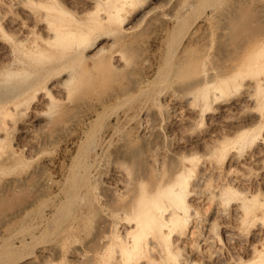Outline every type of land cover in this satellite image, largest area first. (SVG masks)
Listing matches in <instances>:
<instances>
[{
	"label": "rangeland",
	"instance_id": "374dc122",
	"mask_svg": "<svg viewBox=\"0 0 264 264\" xmlns=\"http://www.w3.org/2000/svg\"><path fill=\"white\" fill-rule=\"evenodd\" d=\"M146 1V4L154 2L158 9L150 16L137 17V11L129 18L135 24L134 34L131 33L135 38V52L122 57L128 66L124 67L126 77L120 84L130 89L136 83V87L120 98L106 100V96L102 105L96 102V95H90L92 99L86 108L83 104L65 102V94L55 90L51 96L56 106L43 103L42 93L32 95V89L20 95L30 86L49 89L59 77L50 70L18 84L20 89L14 83L9 87L0 84V102L22 101L0 134L3 138L0 144V264H120L118 251L123 231L131 224L124 220L123 211L120 213L116 205L129 198L121 187L133 176L131 164L121 152L127 147L141 148L142 159L161 168L180 155H177L180 152L177 144L197 140L206 148L183 151L189 159L186 169L191 170L186 172L189 185L185 196L188 211L185 234L173 235L166 241L151 235L141 241L140 255L130 264H187L188 261L249 264L256 260L253 250H259L264 243V227L259 223L264 218V208L260 205L264 197V144L261 150L258 141L239 139L241 126L238 128L237 124L252 110L257 121L249 127L257 131L264 122V93L256 88L260 74L264 73L261 72L264 69V0H171L169 4L162 0ZM2 2L7 8L0 7L3 28L0 67L11 71L33 70L35 67L26 59L24 46L18 45L17 39L25 35L19 29L24 26L30 30L31 38L38 41L36 44L42 46L39 30L32 27L26 12L9 1ZM174 5L180 6L178 12ZM230 6L233 12L240 7L247 10L250 30L236 34L231 31L224 16ZM176 15L178 24L174 28L173 21L164 17ZM245 49L251 58L241 70L242 85L233 91L229 81L222 93L225 102L217 98L220 93L215 86L206 91L208 101L201 90L188 93L177 90L195 78L190 74L188 79H179L173 73L181 57L186 60L203 55L204 63L197 73L215 71L218 66L238 62ZM93 51L88 46L81 50V55ZM167 59L172 60V71L163 78ZM248 82L253 86L250 91L247 89L250 98L255 97L250 101L243 98ZM103 91L101 94L106 95V90ZM213 94L218 101H213ZM231 97L239 99L235 102ZM225 104L228 110H224ZM68 106L71 110L67 113H56ZM50 115L54 122L47 123ZM26 121L31 125L24 132L22 125ZM230 124L235 126L228 127ZM213 146L219 149L212 152ZM11 153L17 155L16 160L8 159ZM78 166L87 168L89 174L85 185L78 190L79 195L71 202L66 194ZM220 188L225 192L224 198L220 195L221 199ZM254 195H257L256 201L251 199ZM113 200L116 205L111 203ZM238 206L241 207L235 208ZM147 247H152V251Z\"/></svg>",
	"mask_w": 264,
	"mask_h": 264
},
{
	"label": "bare ground",
	"instance_id": "6f19581e",
	"mask_svg": "<svg viewBox=\"0 0 264 264\" xmlns=\"http://www.w3.org/2000/svg\"><path fill=\"white\" fill-rule=\"evenodd\" d=\"M6 1H9V3L13 4L15 8H20L23 10V12H26V14L28 15V20H30L33 24L32 27L39 30L40 41L43 47L36 44V42L38 41H36L34 38L33 39L31 38V35L28 34L30 33V30L28 28H25L24 26L19 28L22 31L20 32L21 33L24 32L25 35L22 34L20 36L21 38L19 37L18 39L17 38L15 39H17L18 41V45L24 46L23 48L25 49L24 54L26 55V59L28 61L30 60V63L35 68L30 71H28L25 68L11 71V70H4L2 67H0V77L3 78V80H0V84L9 87L10 84L14 83L15 84L14 86L17 87L19 86L18 84L20 83L25 84V82H27L28 79H30L31 77H35L36 75H39L42 71L45 72L49 70L55 71L57 73V76L59 77L57 80L51 83L49 89L47 88L44 89L42 87L44 90L43 89L41 90V88H37V86L36 87L30 86L24 91H21L22 93H20V95L32 89V95L42 93L41 98L43 100V103L47 102L48 105L49 104L51 105V104H55L54 99L51 96V91L55 90L57 92L65 94V102H68L69 104H73V105L74 103L83 104L85 105L86 108H87L86 104L92 99L90 95L93 96L96 95V99H98V101L96 100V102L103 105L104 98L106 96H107L106 100L110 97L118 99L124 94V92L127 93V91L131 90L132 88L134 89V87H136V83L131 85L130 89L125 88L120 84L121 80L124 77H126V74L123 72L124 67L126 68L128 66V65L125 66V62L122 61V57L125 53L132 54L133 52H135V49L133 48L135 38H133L134 36H131V33L135 29V24L129 22L130 21L129 18L134 12L136 13L137 11H138L137 17L153 15L154 13H156L158 9V7L155 6L154 2H149L148 4H146L147 2L146 0H76V3L74 4V0H6ZM162 1L165 4H169L171 0H162ZM1 6L3 5L0 4V7ZM173 7L174 9H176L177 5L176 7L175 5ZM2 8L5 7L3 6ZM179 8L177 7V12ZM182 9H184L183 6H181L180 10L182 11ZM226 10L227 11L225 12L224 16L226 18L227 23H229L231 25L230 27H232L231 31L233 30V32H235L236 34L237 31L242 33L243 30L245 29L248 30L250 28L249 25L251 18H250V14H248L245 8L243 9L242 7H240L238 10L236 8L237 10V11L235 10L236 14L235 12H233L234 10L232 6H230V8L228 9L226 8ZM164 18L165 20L168 19L173 21L174 28L177 26L178 15H176L174 18H172V16H170L169 18L165 16ZM1 29L3 28L0 27V31H2ZM195 44H197L196 41ZM88 46L91 47V49H93L94 51L89 54L81 55V50H83ZM115 47H119L120 49L118 51H114L113 49ZM249 55H250L249 50L245 49L242 52V54H240V58L238 59V62L234 64L230 63V64H224L218 66L216 67L215 71H206V72L199 71L198 73H197V69H200L202 67L201 65H203L204 63V59H205L204 56L200 54L199 56L195 55L196 57L191 59L188 58L189 60L188 59L185 60V57L183 56V58L182 57L180 58L182 60L179 59L177 64L174 62L176 66L174 67L173 73L177 77H179V79L183 78L185 80V77H187L186 79H188L190 74H192V76L195 75L194 76L195 78L192 77L191 79L193 78L194 79L190 83L188 84H186L187 82L184 83L182 86L178 87L177 90L182 93L184 92L186 93L187 91L193 92V90L196 89L198 91L201 90L203 93L205 92L204 96H205V100H207V96H206L208 95L206 94L207 89L212 86H215V88L219 90L218 93H220L219 97L217 98L219 99L221 98L220 100H222V102H225L226 100L224 101L223 99L226 98H224V96L222 95L224 91L223 89L228 88L229 81L231 82L233 91L234 88L237 89L239 88L240 85H242L240 83L243 82L242 79L240 78L241 70L243 67L248 65L249 63L248 61L251 58ZM257 55L258 58H260L261 51L257 52ZM167 60L168 61L164 69V73L162 71L164 75L162 76L163 78L172 71V70L170 71L172 60L171 59H167ZM122 62L124 63V65L120 66V64H123ZM74 64L75 65L77 64V66H74ZM44 66L45 67L48 66V69L45 70ZM261 72H264V69H262ZM260 77L261 79L257 83L256 88L264 93V73H261ZM163 78L160 79L163 80ZM136 80L138 81V79ZM38 81L39 80L37 79V82ZM181 82H183V80ZM250 83L248 82V84L245 85L246 91L245 92L242 91L244 93L243 98H246L247 101L248 100L250 101L252 98V97L250 98V95L248 93L249 88L253 87L251 86L252 83L251 84ZM139 84L137 88H140ZM18 88L20 89L21 87H17V89ZM103 90H106V95L101 94ZM213 96H214L213 101L219 100L216 98L217 96L216 94L215 95L213 94ZM252 99H255V97H253ZM15 100L6 99L0 102V134L2 132L1 130L3 129L6 130V128H4L5 126H7L5 122L9 121L11 115L14 114V111L18 109L19 106L22 105V101L19 100L15 101ZM237 100H235V102ZM254 101H252V103ZM222 102L219 103V105L222 104ZM232 104L235 103H231L229 105ZM54 106H56V104ZM233 107L234 106H232V108ZM69 108L70 106L64 107L62 109H58L56 113L59 114L67 113L68 111L71 110ZM216 108L219 109V107ZM226 108L228 110L227 106L225 107L224 110H226ZM252 111L248 113L246 118H244L245 117L244 114L243 117L244 119L242 121H239L241 122L240 124H237V126L238 125L241 126L240 128L238 126L239 128L238 131H240L239 132L240 134L238 135H239V139L240 137L244 138V141L247 138L251 139L252 143H254L253 141L255 140L258 141L257 143L259 144L261 149L262 147L261 145L264 144V138H263L264 122L261 123L259 130L257 129L256 131V129L252 128L253 124L257 121V120L254 121V115ZM245 113L247 114V112ZM53 118L54 117L51 116L49 119L46 120V122L47 123L54 122ZM242 122L244 125H241ZM235 123H237V121L236 122L234 121V124ZM231 124L228 125V127H231ZM30 125L31 124L27 123L26 121L22 125L23 126L22 130L24 132H27L29 130ZM250 125H252L251 128L249 127ZM238 128H236V130ZM195 139L197 140V138ZM2 141L3 138H1L0 135V144L2 143ZM201 142L197 140L194 143L185 141L177 144L176 149L180 152L182 151L181 152L182 154L179 152L177 154V155L180 154L179 156L169 160L165 165L163 164L164 166L161 168H156L155 167L156 165L154 166L153 164L151 163L149 164L146 161H144L142 159V152H141V150L143 149L141 148L127 147V149L123 150L122 152L119 150L121 152V155H123V158L128 160L129 163L131 164L130 168H132V175H133L132 177L130 176L131 178L127 179V181L125 180L126 181L125 184H123L121 187L124 193L125 192L128 193L129 198L128 199L126 198L124 200L125 202L123 201V203L119 205H116L115 200H113L114 202H111V203H115L114 205H116V208L118 206V210H120L119 211L120 213H122L123 211L122 215L124 214L123 216L125 218L124 220H127L128 223L131 224L130 227L128 226L129 225L128 224L127 226L129 228L123 231L124 238L121 240L122 245L118 251L119 252L118 255L120 257L119 259L120 264H130L135 257H138L141 251V245H142L141 241L143 240L146 241V239H149L151 235L155 234L160 238L165 239L166 241V240H170L173 235L182 236L185 234L184 231L185 229L184 225L186 224L185 215L188 212L186 210L187 205H185V196L189 185L188 184L189 177L186 175V172L189 168L186 169L187 167L185 164L187 161H189V159L186 156L187 154L186 155L185 153L183 154V151L184 150L189 151L190 148L191 149L196 148L197 150L205 149L206 145L204 143H202L203 144L202 145ZM257 143L253 145H257ZM253 145L252 147H254ZM217 146H219V143ZM217 146H215L216 148L213 146L214 148L212 149V152H214V149L216 150L219 149V147H221V146L219 147ZM239 147L240 146H238L237 149H241ZM224 149L225 148H223V151ZM258 150L259 149L257 148V151ZM15 157H17V155L15 153H11L8 156V159L16 160L17 158L14 159ZM153 163L155 164L154 161ZM160 166H162V164ZM88 174H89V170L87 168H83L81 166H78L76 168V171L74 172V176H72L73 178L71 184L70 183L68 184L69 185L67 189L68 193L66 195L69 201L72 202L77 197V195H79L78 190H81L82 187L85 185L86 179H88L87 178ZM201 175L203 176V172H201ZM197 185L200 184L197 183ZM192 187L196 188L194 184L192 185ZM224 188L226 189V187ZM108 189L111 191L114 190V189H110L109 187ZM223 189L220 188V194L218 193L219 197L220 195L221 196L223 195L222 198H224V194H225V192H223ZM262 196L263 194L261 195V197ZM251 199L252 201H256L257 195L251 196ZM260 205L261 207L264 208V197L261 199ZM240 207L241 206L235 208L238 209ZM67 208L66 210H68ZM68 211L70 212V210ZM59 214H62V211ZM180 214H183V216ZM113 221H116V219ZM259 223L264 227V218ZM160 238L158 239L160 240ZM147 249L152 251L151 250L152 247H147ZM253 252L256 253L257 255L256 260H254L253 262L250 261L249 264H264V243L261 245V248L259 250H253ZM174 258H175L174 256L172 255L170 256V259L174 260ZM187 264H195V262L188 261Z\"/></svg>",
	"mask_w": 264,
	"mask_h": 264
}]
</instances>
